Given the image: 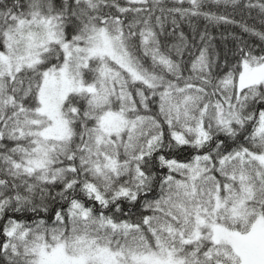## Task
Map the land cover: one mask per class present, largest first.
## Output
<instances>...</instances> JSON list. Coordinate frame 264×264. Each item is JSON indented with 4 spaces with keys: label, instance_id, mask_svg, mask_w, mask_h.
I'll use <instances>...</instances> for the list:
<instances>
[{
    "label": "snow or ice",
    "instance_id": "obj_1",
    "mask_svg": "<svg viewBox=\"0 0 264 264\" xmlns=\"http://www.w3.org/2000/svg\"><path fill=\"white\" fill-rule=\"evenodd\" d=\"M0 264H264V0H0Z\"/></svg>",
    "mask_w": 264,
    "mask_h": 264
}]
</instances>
